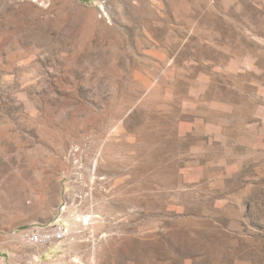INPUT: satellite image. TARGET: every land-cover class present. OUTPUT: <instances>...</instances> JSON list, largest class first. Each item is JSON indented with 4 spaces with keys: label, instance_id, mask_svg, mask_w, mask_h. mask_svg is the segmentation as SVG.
<instances>
[{
    "label": "rangeland",
    "instance_id": "obj_1",
    "mask_svg": "<svg viewBox=\"0 0 264 264\" xmlns=\"http://www.w3.org/2000/svg\"><path fill=\"white\" fill-rule=\"evenodd\" d=\"M0 264H264V0H0Z\"/></svg>",
    "mask_w": 264,
    "mask_h": 264
},
{
    "label": "built area",
    "instance_id": "obj_2",
    "mask_svg": "<svg viewBox=\"0 0 264 264\" xmlns=\"http://www.w3.org/2000/svg\"><path fill=\"white\" fill-rule=\"evenodd\" d=\"M23 233H25V240L35 246L61 242L69 234L65 224L62 222H54L51 225H36Z\"/></svg>",
    "mask_w": 264,
    "mask_h": 264
},
{
    "label": "bare ground",
    "instance_id": "obj_3",
    "mask_svg": "<svg viewBox=\"0 0 264 264\" xmlns=\"http://www.w3.org/2000/svg\"><path fill=\"white\" fill-rule=\"evenodd\" d=\"M65 226H66V225H65ZM66 228H67L68 233H70V229H69L67 226H66ZM68 235H69V234H68ZM66 239H67V238H66ZM66 239H65V240H66Z\"/></svg>",
    "mask_w": 264,
    "mask_h": 264
}]
</instances>
